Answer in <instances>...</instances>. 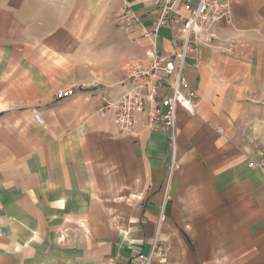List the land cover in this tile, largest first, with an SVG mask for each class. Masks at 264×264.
I'll list each match as a JSON object with an SVG mask.
<instances>
[{"label":"crops","instance_id":"obj_1","mask_svg":"<svg viewBox=\"0 0 264 264\" xmlns=\"http://www.w3.org/2000/svg\"><path fill=\"white\" fill-rule=\"evenodd\" d=\"M132 10L141 24L121 33L115 61L88 44L68 54V71L42 81L44 127L30 111H0L11 120L0 127V264H138L154 238L165 264H264V171L248 167L264 152V0H232L216 45L187 58L197 107L177 112L170 178L165 131L139 115L123 135L96 115L121 94L126 63L145 59L157 11L150 0ZM175 45L161 28L158 51ZM70 87L74 96L54 98Z\"/></svg>","mask_w":264,"mask_h":264},{"label":"built area","instance_id":"obj_2","mask_svg":"<svg viewBox=\"0 0 264 264\" xmlns=\"http://www.w3.org/2000/svg\"><path fill=\"white\" fill-rule=\"evenodd\" d=\"M116 24L123 32L132 33L141 24V16L132 10L139 0H121ZM157 11V18L146 30L149 46L145 59H132L123 69L122 92L114 99H103L96 112L101 118H110L120 134L133 135L136 119L144 115L150 131H165L170 148L169 178L176 168L175 150L178 138L177 112L181 109L194 115L197 107L196 92L188 85L185 71L187 58L198 45L214 47L217 39L216 25L229 20L232 0H150ZM161 28L173 33L175 48L170 54H162L156 47ZM85 88L80 87L79 90ZM75 95V88L61 89L58 99ZM36 123L43 125L39 114ZM259 161L250 160L248 167L264 171V152ZM158 240L154 238L147 256L139 255L138 264H152L156 256Z\"/></svg>","mask_w":264,"mask_h":264},{"label":"rangeland","instance_id":"obj_3","mask_svg":"<svg viewBox=\"0 0 264 264\" xmlns=\"http://www.w3.org/2000/svg\"><path fill=\"white\" fill-rule=\"evenodd\" d=\"M121 4V0H0V111H5V118L22 111H30L33 120L35 114L42 118L46 102L41 83L54 82L68 71V54L74 50L82 55L92 44L99 58L115 61L126 46L116 24ZM5 118L0 119L2 131L10 127L11 120ZM36 124L44 127L45 121ZM158 247L152 264H165L164 250Z\"/></svg>","mask_w":264,"mask_h":264}]
</instances>
